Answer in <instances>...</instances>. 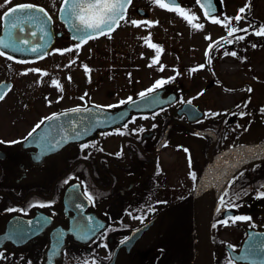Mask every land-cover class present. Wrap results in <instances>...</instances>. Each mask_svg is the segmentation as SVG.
Returning <instances> with one entry per match:
<instances>
[{
	"label": "flooded vegetation",
	"instance_id": "af4514ba",
	"mask_svg": "<svg viewBox=\"0 0 264 264\" xmlns=\"http://www.w3.org/2000/svg\"><path fill=\"white\" fill-rule=\"evenodd\" d=\"M215 1L219 8L213 17H205L195 0L170 5L184 9L188 2L193 10L185 12L204 25L194 29L155 0H131L119 26L76 49L72 36L85 33L62 19L63 0H0V37L3 13L15 5L32 4L51 17L44 41L37 27L32 29L37 37H28L42 45L40 53L0 48L6 53L0 57V92H6L0 101V141L5 142L0 143V264H155L177 251V243L195 237L196 209L209 205L214 264H264V250L253 237L264 231V198H257L264 192V36L254 34L264 27V0ZM246 2L251 10L235 21ZM131 20L151 26H133ZM229 21L248 31L229 37ZM145 38L162 49L152 67L156 51ZM69 47L72 52H54ZM232 51L236 57L224 55ZM31 68L40 72L21 75ZM157 80L169 82L141 99L139 93ZM129 97L135 103H121ZM135 104L127 112L125 107ZM77 107L82 111L73 113ZM95 107L123 115L57 148L63 113L85 122ZM53 114L57 120L45 121L28 137ZM49 141L56 147L45 152ZM241 157L243 166L214 184L212 176ZM225 191L229 195L221 207ZM233 203L238 207H229ZM228 216L250 219L218 223Z\"/></svg>",
	"mask_w": 264,
	"mask_h": 264
},
{
	"label": "snow or ice",
	"instance_id": "6c2138e0",
	"mask_svg": "<svg viewBox=\"0 0 264 264\" xmlns=\"http://www.w3.org/2000/svg\"><path fill=\"white\" fill-rule=\"evenodd\" d=\"M11 0H6V4L10 3ZM131 3V0H64L65 7L62 8L60 11L65 18L66 22L70 23V27L76 32H84L85 35H73L72 39L78 41L76 43L75 48L79 49L83 44L87 43L89 40L95 39L98 35L103 36L107 35L109 32L113 31L115 27L119 26L120 22L122 20H125V11L128 7V5ZM155 3L159 5L161 9H167L170 12H175L183 16V18L187 21L189 25L192 26L194 29H202L204 27L203 24H194L193 21L197 19L195 16H189L185 10L181 7H175L170 5H175L176 0H169L168 3H164L163 0H155ZM197 3L200 5L201 8L206 9L204 11L205 17H213L215 9L212 5V0H207V3L204 2V0H197ZM2 7V6H0ZM246 9L248 11L251 10V4L250 2H246L245 7H242L238 10V14L235 16V21L239 22L242 19H244V15L246 13ZM20 14V15H17ZM3 19L7 21L5 25V33L3 37H0V48L3 49H9L13 52H24L25 50L31 52V53H40L42 45L40 43L37 44H31V41L28 37L35 38L37 37L36 31H29L26 36H21L19 34L25 33V27L28 28L37 27L39 29L40 35L39 40L44 41L45 37L49 35V32L45 28L46 23L51 22V17L48 16V13L45 12L43 8L34 6L32 4H19L14 7L8 8L7 11L3 13ZM211 22L215 25H220L221 20L213 18ZM130 23L133 26L139 27L141 23L148 24L151 26V22H140L136 20H131ZM225 27H228L230 30L228 31V36L232 37L236 32L238 31H244L247 32L248 29H237L235 27H231V22L229 21L228 24L225 25ZM250 27H254L253 25H250ZM256 36H264V27H260L259 30L255 31L254 33ZM206 39H210V37H205ZM237 40H243L244 36H236ZM150 38H145V43L148 45L149 48L155 49L156 55L155 58L152 59L151 63L148 65L149 67H152L153 65L157 64L159 60L160 53L162 51L161 48H159L156 44L149 42ZM219 43V41L217 42ZM224 43L231 44L232 40H225ZM20 45L28 46L27 48H22ZM31 45V46H29ZM212 45H209V48L211 49ZM252 47H256V45H252ZM73 48L69 47L66 49H54V52L59 53L61 55L65 54L66 52H72ZM51 54V53H45V55ZM6 53L4 51H0V57L5 56ZM207 55V53H206ZM225 56L231 55L232 57L237 56V52L232 51L231 53L225 52ZM8 60H13L12 55H7L6 57ZM40 58H44L43 56H40ZM17 63H29V61L26 60H17ZM71 63H75V60H73ZM201 68L204 67V65L200 66ZM160 71H163V66L159 69ZM197 69L193 68L190 70L191 72H195ZM85 71H89L87 66H85ZM28 72L37 73L40 72L39 69L31 68L28 69L27 72L21 73V75H27ZM46 76L47 73H44ZM69 80H71V77H68ZM174 79V77L172 78ZM167 80H157L152 87L148 88L146 91L139 93V96L141 99H144L149 96V94L154 93L157 89L162 87L165 83H168ZM52 84L55 85L57 88H60L59 83L56 80L52 81ZM248 91H252L251 89H248ZM203 92L199 93L198 95H202ZM6 96V92H0V101H2ZM62 98V97H61ZM83 99V97H81ZM132 102L135 103L131 97L128 98V101H121V103H127ZM183 103V101H181ZM153 103H159V101L153 97ZM187 104H191L192 100H188L186 102ZM100 107V106H97ZM108 107H116V105H110ZM84 111H87L86 109H83ZM163 110V109H161ZM73 113H80L82 109L80 107L73 108L71 110ZM159 113H154L153 118L155 115H158ZM63 115L67 116L68 113H63ZM205 115L208 116H214L218 115L217 113H206ZM58 116L53 114L52 116L45 117L40 120L39 123H37L32 131L28 133V137H32L34 133L37 132V129L41 127L45 123V121H53L57 120ZM199 122V121H198ZM128 125L127 123L123 124V128L127 129ZM155 127V125H153ZM75 134L77 136L80 135L79 131H76V129H73ZM140 131H143V129H140ZM120 135H125L126 133L124 131L119 132ZM27 139V138H25ZM44 139V138H42ZM0 143H5L4 141H0ZM7 143H20V141H11ZM60 143L57 141V144ZM56 144L51 143L49 141L45 145V152L49 148H55ZM83 147H88V145H82ZM240 176H243V173L241 172L238 176H234L232 180L229 181L228 187L231 188L232 185L240 178ZM195 179V175L192 177ZM67 183V181H65ZM229 193L225 191L223 195L220 197V205L223 207L226 203L225 197H227ZM239 196H237V199ZM257 198H264V192L259 193ZM88 199L92 200V196L88 195ZM46 205L41 204L39 207H45ZM50 206V205H48ZM79 207V205H77ZM229 207H238L235 203L231 204ZM14 210V209H13ZM221 208L217 207L216 212L217 214H220ZM90 219V218H89ZM250 217L247 216H228L224 220L218 221V223L228 226L229 221L232 223H235L237 221H248ZM29 225L32 224L31 221L28 222ZM42 226V225H41ZM216 225H213L215 227ZM38 231V229H36ZM89 230H91L89 228ZM18 231L24 232L25 230L23 228L19 229ZM121 243H125V241H121ZM0 258H2V254H0Z\"/></svg>",
	"mask_w": 264,
	"mask_h": 264
},
{
	"label": "water",
	"instance_id": "95a60500",
	"mask_svg": "<svg viewBox=\"0 0 264 264\" xmlns=\"http://www.w3.org/2000/svg\"><path fill=\"white\" fill-rule=\"evenodd\" d=\"M164 2L168 3L169 0H164ZM204 2L207 3V0H204ZM178 3H179V0H176L175 5ZM212 5L216 12L217 5L214 0H212ZM64 7L65 5H64V0H63L61 9ZM202 10L205 11L206 9L202 8ZM17 15H20V14H17ZM61 17L66 22L63 15H61ZM6 23L7 21L4 20L3 33H5ZM66 24L70 26L69 22H66ZM33 28L34 27L28 28L26 26L25 33L19 34V35L26 36L27 33L29 31H32ZM139 100L140 99H138V101ZM135 106L136 104L127 105L125 108H127V112H128L130 108H133ZM73 115H74L73 113L68 114L67 116L64 115V118L66 117V120H64L63 122L65 126L58 130L62 138L61 139L62 143L60 145H57V148H59L60 146L62 147L66 146V144H68L70 141L84 138L85 136L92 134L98 128L109 126L110 124L117 122V120H119L118 118H120L123 115V111L116 112V113H108L100 108L95 107L89 111L88 120H86L85 122H82L81 120H79V118H76ZM73 129H76V131H79L80 135L77 136L75 132L73 131ZM197 232H198L199 239H200L201 253L203 256L202 257L203 264H213L212 247H211L210 233H209V215L205 209L197 208ZM253 237L255 238V241L261 244V250H264V231L254 232ZM247 242L248 240H245L243 243V247L245 250L247 249ZM248 244H250V242H248ZM231 255L232 257L236 258V256L233 254L232 249H231Z\"/></svg>",
	"mask_w": 264,
	"mask_h": 264
},
{
	"label": "trees",
	"instance_id": "16d2710c",
	"mask_svg": "<svg viewBox=\"0 0 264 264\" xmlns=\"http://www.w3.org/2000/svg\"><path fill=\"white\" fill-rule=\"evenodd\" d=\"M181 244L182 246L177 254L168 256L167 259L158 261L157 264H192L196 245L190 239L187 242L182 241Z\"/></svg>",
	"mask_w": 264,
	"mask_h": 264
},
{
	"label": "bare ground",
	"instance_id": "6f19581e",
	"mask_svg": "<svg viewBox=\"0 0 264 264\" xmlns=\"http://www.w3.org/2000/svg\"><path fill=\"white\" fill-rule=\"evenodd\" d=\"M245 159L244 157H241V158H234L233 161H229L227 162L225 165L222 166V168L215 174L212 176V180L215 184V179L218 180V179H221L223 177H225L227 174H229L231 171H235L237 168H239L244 162H245ZM216 190L215 188H213L211 190V197L215 194ZM211 207L209 205V211L211 210ZM194 264H203V258H202V253L199 249L197 255H196V259H195V262Z\"/></svg>",
	"mask_w": 264,
	"mask_h": 264
},
{
	"label": "rangeland",
	"instance_id": "374dc122",
	"mask_svg": "<svg viewBox=\"0 0 264 264\" xmlns=\"http://www.w3.org/2000/svg\"><path fill=\"white\" fill-rule=\"evenodd\" d=\"M186 1H188V2H193V0H186ZM188 2H187L186 4H184V6H185L184 9H185V10H193V7H192ZM206 32H208L207 29L204 30L203 41H207V40H208V39L205 38V37H208V36L206 35ZM180 242H182V241H180ZM180 242L177 243V245H176L177 250H178L179 246L181 245ZM167 258H168V257H166V259H167ZM171 258H172V257H171Z\"/></svg>",
	"mask_w": 264,
	"mask_h": 264
}]
</instances>
